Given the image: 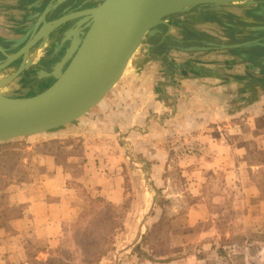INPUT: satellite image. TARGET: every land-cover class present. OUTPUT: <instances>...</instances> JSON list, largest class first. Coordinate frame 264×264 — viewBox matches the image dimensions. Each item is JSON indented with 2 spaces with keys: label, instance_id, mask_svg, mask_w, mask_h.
<instances>
[{
  "label": "rangeland",
  "instance_id": "1",
  "mask_svg": "<svg viewBox=\"0 0 264 264\" xmlns=\"http://www.w3.org/2000/svg\"><path fill=\"white\" fill-rule=\"evenodd\" d=\"M234 2L208 5L215 7L209 15H202L198 7L173 14L171 36L162 37L161 29L150 32L117 84L81 118L55 130L0 142V264H199V248L201 254L205 248L208 254L219 249L218 264H260L249 254L260 248L264 258V167H257L264 164V132L255 128L245 133L240 126H249L251 120L243 116L259 110L257 100L264 93V87L251 80L264 77V67L253 62L264 63V2ZM34 11L26 2L1 0L0 47L13 44L15 49L5 48L7 54L18 51L40 28ZM31 24L33 35L21 45ZM199 46L210 49L200 53ZM48 47L41 43L33 49L38 51L37 61ZM199 56L219 62L223 74L235 77L237 87L234 99L221 102V113L239 115L218 124L223 129L233 123L228 139L241 145L232 149L231 165L216 162L214 169L208 162L218 154L226 155L227 149L222 139L220 149L199 139ZM24 62L32 63L26 56ZM179 63L185 71L182 76L174 73ZM18 65L0 69L10 78L1 87L3 94L27 95L50 83L36 79V74L48 71L41 67L25 69L11 81ZM227 65L235 72H229ZM153 66L158 76H175L169 78L171 96L165 98L167 110L155 116L160 122L151 125L149 137L143 133L137 138L132 126L117 123L128 102L125 95L116 96L133 77H155ZM32 72L35 75L28 76ZM147 97L146 93L145 104ZM141 127H147L145 122ZM218 129L223 138L225 131ZM165 139L170 144L168 161L152 166L157 158L163 163L167 156ZM67 145L80 149L63 152ZM56 166L64 167L62 186L66 182L71 192L51 199L53 206L32 200L38 194V190L31 192L35 180L48 183L49 171ZM117 188L123 191V200L111 213V200L101 191ZM19 190L30 194L22 197ZM63 199L67 204L61 203ZM203 204L208 214L199 221ZM215 222L222 234H209L201 238L207 244H200L199 232L206 225L211 229ZM109 230L114 233V248L100 255Z\"/></svg>",
  "mask_w": 264,
  "mask_h": 264
},
{
  "label": "water",
  "instance_id": "2",
  "mask_svg": "<svg viewBox=\"0 0 264 264\" xmlns=\"http://www.w3.org/2000/svg\"><path fill=\"white\" fill-rule=\"evenodd\" d=\"M234 1L102 0L97 5L45 20L23 47L14 53H6L7 58L0 61L1 69L23 57L11 81L31 64L24 62L26 51L38 41L43 43L55 27L69 18L89 14L91 17L87 26L90 27L97 16H102L108 21L123 24L126 29L115 38H107L98 57L83 59L79 56L82 38L67 66L63 67L64 61L59 62L54 70V80L45 88L27 96H8L0 92V142L58 129L89 112L117 84L146 36L165 23V17L199 8L201 5H221L235 3ZM55 20L57 23L52 24ZM85 34L86 31H83V37ZM261 43L264 45V42ZM219 45L221 44H217ZM237 45L228 44L231 47ZM199 48L205 49L207 46Z\"/></svg>",
  "mask_w": 264,
  "mask_h": 264
},
{
  "label": "crops",
  "instance_id": "3",
  "mask_svg": "<svg viewBox=\"0 0 264 264\" xmlns=\"http://www.w3.org/2000/svg\"><path fill=\"white\" fill-rule=\"evenodd\" d=\"M207 6L208 5H201L199 7V12L202 15H209L208 13L215 12L214 11L215 7H207ZM262 10H264V5L262 7ZM262 14H264L263 11H262ZM167 23L170 24V27L168 26ZM163 24H165V25L162 29L157 26L158 30L159 29L163 30L162 37L167 33H168V35L171 36L173 24L170 23V21L165 22ZM157 29H156V32H160ZM155 37L158 38L160 36L155 35ZM206 49L207 48H205V50L199 48V52L200 53L206 52ZM208 49H210V48H208ZM37 59H38V57H36L34 59V61H32V63H31L32 65H30L31 67L32 66L34 67V68L32 67V70L36 69L35 66L39 62V61H37ZM193 67H196V66L193 65ZM227 67H228L227 70L229 72L230 71L235 72V69H231L230 65H227ZM152 68L155 69L154 70V74H155L154 76L155 77H150V76H147L146 78H144V77H140V78L139 77H133L130 79L129 83H127L128 87L126 86L127 84H125L123 86V91L120 93L119 96L118 95L116 96L117 99H119L120 96L125 95L126 96L125 101L128 102L124 106L125 109L124 110L121 109L122 112H121V114H119L120 123L118 121H117V123L120 124V126L122 123H123V125H124V123H127L129 126H132L131 127L133 129L132 133H138L136 135L137 138L141 137L143 133L147 134V136L149 134H151V132H150L151 131L150 130L151 125L153 123L155 124L158 121L160 122V120L155 118V116L157 115L158 112H161L163 110V108H165L167 110L169 104L165 98L167 97L169 99L171 96V93L169 92V90H170L169 87H170V84L172 82V79H169V78H172L175 76H173V75L158 76V74L156 72L157 68L154 66ZM175 68H176V70L174 73H177L179 71L180 72L179 75L182 76L185 74V71H183L184 67H183V65H181V63H179ZM220 68L221 67L219 66V62H217L215 60L209 61V60H206L205 57L199 56V78H197V80L199 81V139L201 141L205 140L204 142L208 146H210V148H213V149L214 148L220 149V145H221L220 139H222L223 140L222 146L225 149H227L226 155L222 154V156H221L218 154V156L212 157L211 163L208 162V164H210L213 167V169H214V165L216 166V164H215L216 162H218V163L220 162V163H223L226 165H229V164L231 165L233 163V159H234V156L232 154V149L235 150V149H237V146L241 145V144H238L237 146H235V142L233 144V143H231L232 140L228 139V136L231 133V127H232L233 123L230 122L228 124H225L226 127H224L223 129L218 124V123H220L219 122L220 120L235 119V117L239 115V114L236 115V114L232 113L233 111H228L227 115H226V113H221V111L224 112V107L221 110V102L223 100L229 101L230 99H234L237 87H236L235 77L234 76L230 77L229 74L228 75L223 74V72H222V70H220ZM170 74H172V72ZM187 78H190V77L187 76ZM136 79H137V81H135ZM140 80H143V81L140 82ZM47 82L48 81H44L43 83L45 84ZM132 85H134V86L132 87ZM37 91H39V90H35L30 94H33ZM146 93L148 95V97H147L148 103L147 104H145V100H144ZM30 94H27V95H30ZM163 94H167V95H165V97H163L162 96ZM27 95H21V96H27ZM257 102H259V104H260L259 110L254 111V112L251 111V114H245L243 116V118L245 120H247V121L251 120V122H249V126H247L246 123L241 124L240 127L243 130L242 132L250 133L255 128L264 132V127H261L262 123H260V119L263 118V116H264V93L260 95L259 100H257ZM120 106H121V104H120ZM196 106H198V105L196 104ZM193 108H194V106H193ZM143 122H145L147 127H145V128L141 127V124H143ZM218 128H221V130L225 131V136L223 138L219 137V135L221 133H219L220 131ZM217 138L220 140V142ZM164 141L167 142L166 144L164 143V146H163L165 149L164 154H165V156L167 154V156L164 159L163 163L160 162L159 158H157L156 161H153L152 166L155 165L157 167H160L161 165L165 164L168 161L169 152L166 149H168V147H170V144H169V140L165 139ZM263 141H264V138H263ZM205 147H206V145H205ZM244 148L248 149V146H244ZM79 149H80V147H74L72 145H67V146H63L61 150H63V152H66V153H70L72 151L77 152V151H79ZM241 150L243 151V148H241ZM58 157L59 156L57 155L55 158V161H57V162H59ZM66 157H68V156H66ZM67 160L70 161L71 159L67 158ZM72 161H74V159ZM72 161H70V162H72ZM75 161H77V160H75ZM258 166L264 167V164L257 165V167ZM63 171H64V167L56 166L53 170L49 171V174H50L49 180L50 181L48 183H46L42 180H35L37 184L31 188V192L34 193V190H35V192L37 193V190H38V194L32 200H35V201L38 200L40 202L48 204L49 206H53V205H56V203L53 202L51 199H53L55 196H59L60 194H62L65 191L71 192V190L69 189V186H66V182H64L65 186H62V177H64ZM92 176L93 175H91V177L90 176H84V179H87L89 177L92 178ZM94 176H96V173L94 174ZM84 182H86V180ZM39 183H41V184L39 185ZM39 189L41 190L40 191L41 193L39 192ZM43 190H45V196H42ZM27 191L28 190H24V191L19 190V192H21L22 197L30 194V193H26ZM101 192L105 193L106 197L116 204H119L123 200V191L120 188L119 189L117 188L113 191H107L106 189H103ZM48 201H49V203H48ZM62 202L64 205L67 204V201L65 199L61 200V203ZM203 208H205V210L201 212L200 210H202ZM207 210H208V207H206V205H204V204L199 205V221L201 219H203L208 214ZM44 215H47V214H44ZM219 233L222 234L221 229H220V225L217 224V222H215V224L211 225V229H208V226L206 225L199 232L200 244H202V245L207 244L206 241H201L202 240L201 238H205L209 234L211 236H214V234H219ZM227 235L229 236L228 238H230V236L233 234H230V232H229V233H227ZM220 237H221V235L218 236V238H220ZM216 242L217 241H214V243H216ZM207 251H208V249L205 248L202 251L203 253L201 254V250L199 248V264H218L219 260L222 258V256L219 254L220 250L219 249L216 250L215 248L211 249L210 254H208ZM227 254L229 255L228 252H227ZM249 257L254 258V260L256 262L258 260L260 262V264L262 262H264L263 251H261L260 248H258V251L254 255H253V253L250 252Z\"/></svg>",
  "mask_w": 264,
  "mask_h": 264
},
{
  "label": "flooded vegetation",
  "instance_id": "4",
  "mask_svg": "<svg viewBox=\"0 0 264 264\" xmlns=\"http://www.w3.org/2000/svg\"><path fill=\"white\" fill-rule=\"evenodd\" d=\"M10 1L11 0H3L4 3L5 2L8 3ZM100 1L102 0H62V3H61L62 6H61L60 0H20L21 3L26 2L32 5V8L35 9L34 11L35 21H40L41 22L40 26L43 24L45 20H51V19L60 17L66 13L77 11L79 9H83L85 8V6H83L85 4L88 5L87 7L97 5ZM0 3H1V0H0ZM90 16L91 15H89L88 18H86L85 15L69 18L68 20L63 22L61 25L55 27L48 34V37L42 43L43 46L49 45V47L46 49V55L45 56L43 55L44 57L42 56L41 58L42 60L40 59L41 61H39V63H37V65L35 66L36 69L37 67L38 68L41 67V68H46V70L48 71L41 69L43 72L42 76H38V74L35 75L34 73V75L36 76V79H38L37 77H40L39 81H48L50 82L49 84H51V82L55 78L54 77L55 67L59 64V62L64 61L63 67L67 66V64L71 60L72 54L75 53L79 43L81 42V39L83 38L82 32L83 31L85 32L88 29L87 22L90 19ZM171 16L173 17V14L165 17V20L170 19L169 21L174 22L173 21L174 18H172ZM34 22L33 24L35 25L36 22L35 23ZM33 24L30 25L29 35L27 37V34H25V37H24L25 41L21 45H23L28 40V38L31 35H33V29H34ZM164 25L165 24L162 23L158 27L162 29ZM12 45L13 44H9L6 46L4 44V47L6 48L7 51H11L14 49ZM40 45L41 43L38 41L30 48L29 51L36 49ZM5 48L0 49V59L2 60L6 59ZM263 55H264V52H263ZM22 58L23 57L21 56L19 57V59H16L12 63L20 64L22 61ZM30 65L28 66V68H26L27 71L32 70L33 66L31 67ZM32 75H33V72L32 74L30 73V75L28 76L31 77Z\"/></svg>",
  "mask_w": 264,
  "mask_h": 264
},
{
  "label": "bare ground",
  "instance_id": "5",
  "mask_svg": "<svg viewBox=\"0 0 264 264\" xmlns=\"http://www.w3.org/2000/svg\"><path fill=\"white\" fill-rule=\"evenodd\" d=\"M211 1L221 3L227 0ZM54 23H57V20H55ZM125 29L126 27L119 22L108 21L102 16H97L93 24L89 27V30L82 41L79 56H82L83 59H87L90 56L98 57L106 44L107 38H115L121 33H123ZM37 53V50H27L25 56L28 61H34ZM9 79L10 78L8 76L4 77L3 74H0V92L1 87L4 85V83L8 82Z\"/></svg>",
  "mask_w": 264,
  "mask_h": 264
},
{
  "label": "trees",
  "instance_id": "6",
  "mask_svg": "<svg viewBox=\"0 0 264 264\" xmlns=\"http://www.w3.org/2000/svg\"><path fill=\"white\" fill-rule=\"evenodd\" d=\"M196 8V7H195ZM264 52V50H263ZM253 62L257 65H260L262 67H264V63L262 61H254ZM251 80L254 82V83H257V84H260L261 86L264 87V77L262 79L258 78V77H251ZM108 205H109V212L113 213L114 209L117 208V204H115L114 202L112 201H108ZM115 215V214H114ZM114 233L113 231L109 230L106 235H105V240H104V248L99 251L100 252V255L102 254H106L108 253V251L112 250L114 248V237H113ZM99 257H97L96 259H98Z\"/></svg>",
  "mask_w": 264,
  "mask_h": 264
}]
</instances>
